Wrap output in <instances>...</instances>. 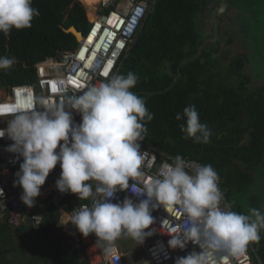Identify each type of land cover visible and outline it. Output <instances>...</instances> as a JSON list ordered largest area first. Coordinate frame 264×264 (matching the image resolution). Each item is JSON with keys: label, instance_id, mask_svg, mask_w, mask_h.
I'll list each match as a JSON object with an SVG mask.
<instances>
[{"label": "clouds", "instance_id": "1", "mask_svg": "<svg viewBox=\"0 0 264 264\" xmlns=\"http://www.w3.org/2000/svg\"><path fill=\"white\" fill-rule=\"evenodd\" d=\"M39 14L32 0H0V33L8 36L13 28H30ZM16 63L15 57H0V70ZM137 81L132 72L113 74L88 85L81 94L62 95L56 103L36 96L27 86L14 89L10 111L0 112V117H11L4 118L7 126L0 128V138L7 135L13 141L5 150L16 154L17 161L23 158L13 187H21L20 199L33 207L59 163L58 191L92 200L91 206L81 205L74 211L70 223L84 237L94 234L107 259L119 260L116 241L121 237L143 244L152 236L155 229L145 231L154 223L151 213L163 207L182 217V223L164 232L171 237L169 248L183 250L189 242L199 248L176 258L174 264H230L232 258L247 252L250 243L260 241L264 214L252 209L249 216L230 210L227 204L221 207L220 177L212 165L188 170L177 155L146 178L142 188L130 189V179L144 176L142 165L149 153L141 152V142L147 135L146 123L154 118L144 99L130 91ZM9 88L0 87L4 89L0 94ZM74 112L81 117L79 123L74 121ZM176 119H185L180 126L185 138L209 142L211 130L200 122L195 106L185 107ZM125 190L145 198L134 203L125 197L113 203L116 194ZM0 195L4 196L3 189Z\"/></svg>", "mask_w": 264, "mask_h": 264}, {"label": "trees", "instance_id": "2", "mask_svg": "<svg viewBox=\"0 0 264 264\" xmlns=\"http://www.w3.org/2000/svg\"><path fill=\"white\" fill-rule=\"evenodd\" d=\"M201 1L158 0L119 74L132 72L138 77L130 91L142 97L153 114L154 118L145 125L148 131L143 141L166 155L212 165L225 194L223 203H228L234 212L251 216L247 212L250 199H237L255 182L252 173L264 167V85L255 91L250 89V77L243 71L246 61L241 56L233 58L228 72L218 77V69L209 57L220 53L221 44L196 58L206 38L198 27ZM92 2L32 0V6L40 13L32 26L13 28L8 36L0 33V57L17 60L10 69L0 70V87L33 84L37 81L38 62L77 47V39L67 30L87 31L89 18L93 17L87 5ZM188 106H195L200 122L211 130L208 143H195L181 131L185 119L177 120L176 115H183ZM3 168L0 158V169ZM261 176L264 178V171ZM88 201L69 192L64 206L73 211ZM34 207L43 216L41 226L13 228L0 223V247L7 246L16 236L24 244L29 242L33 256L29 264H90L87 258L67 248L66 232L57 227L60 210L41 199ZM260 236L258 243L250 245L257 250L252 253L255 262L264 264V230ZM9 251L0 249V264H6Z\"/></svg>", "mask_w": 264, "mask_h": 264}, {"label": "built area", "instance_id": "3", "mask_svg": "<svg viewBox=\"0 0 264 264\" xmlns=\"http://www.w3.org/2000/svg\"><path fill=\"white\" fill-rule=\"evenodd\" d=\"M157 2L158 0H101L99 4L95 5V9L91 10L93 17L89 18L90 26L87 31L82 33V40H77L78 46L72 50L60 52L55 58L49 57L38 62L36 64L37 81L33 84L9 88L7 93L0 94V105L10 106L14 102L13 90L19 87H30L36 96H42L50 103H56L62 95L81 94L88 85L98 84L113 74H119L123 60L127 58L131 45ZM109 20L112 21L111 24L108 23ZM121 45L123 46L121 47ZM81 53L84 54L83 59H81ZM109 62H111L110 65ZM105 69L108 71V77L104 75ZM53 84L56 86V91L52 89ZM73 117L76 123L80 122L79 114L74 112ZM4 118L10 119L11 117H0V128L7 126V119ZM0 143L2 144L0 158L4 165V168L0 169V189L4 191V196L0 195V223H6L13 228L23 225L38 228L43 222V216L35 211L34 206L29 208L22 202L20 199L21 187H13L15 173L19 171L23 158L21 157L17 161L16 154L5 150L13 143L7 135L0 138ZM144 151L149 153V158L142 165L144 176L130 179V189L142 188L146 178L156 174L163 162L172 163L170 159L173 158L172 156L166 155L142 141L141 152ZM152 155H155L154 160L151 159ZM184 160L188 170L203 165L191 158H184ZM61 171L58 163L50 172L45 184L41 187V194L35 200H46L60 210L61 217L57 227L66 232L67 248L77 252L81 258H87L90 264H129L126 254L117 245L119 260L113 262L105 257L103 250L96 244L97 238L94 234L84 237L70 223L72 214L81 205L73 211L66 210L64 203L69 192L60 193L56 187V181L59 179ZM218 187L225 196L220 181ZM125 197L132 199L134 203L145 198L125 190L118 192L112 202H122ZM91 203L92 200L89 199L82 205L91 206ZM221 207H224L223 202ZM151 214L154 223L145 231L153 229L155 231L152 236L146 237L142 244L141 249L145 253V261L139 264H174L176 258L186 256L193 249L199 251L198 246L191 242L183 250L169 248L168 240L171 237L164 232H167L171 226L182 223L181 216L168 213L163 207L153 210ZM256 251L249 244L247 252L238 259L232 258L230 264H257L252 255ZM130 264L132 263L130 262Z\"/></svg>", "mask_w": 264, "mask_h": 264}, {"label": "rangeland", "instance_id": "4", "mask_svg": "<svg viewBox=\"0 0 264 264\" xmlns=\"http://www.w3.org/2000/svg\"><path fill=\"white\" fill-rule=\"evenodd\" d=\"M231 4H234L231 10L236 12V17L241 16L242 18V21H239L236 25V29L231 30L230 33V43L234 42V44L229 46L220 45V53L212 55L209 59H212L215 63L219 72L218 77H222L228 72L233 58L243 57L246 61L243 71L246 76L250 77V89L255 91L264 85V0H231ZM222 42L225 43L226 40L223 39ZM261 171H264V167L256 170V174L252 173V177H256L255 182L248 186L246 194L238 196L237 199L240 202L246 197L250 199V208L247 210L250 214L252 209H258L261 214H264V198L262 196L264 178L261 176ZM225 204L232 210L228 203ZM29 238L31 240L33 236L30 234ZM116 245L126 254L127 263L139 264L145 261V253L141 249L142 244L130 237H121L116 241ZM12 248H14V251H12ZM0 249L10 250L4 259L6 264H29L33 260L29 242L24 244L23 240L16 236L12 237V241L7 246L0 247ZM34 264L41 263L36 261Z\"/></svg>", "mask_w": 264, "mask_h": 264}, {"label": "flooded vegetation", "instance_id": "5", "mask_svg": "<svg viewBox=\"0 0 264 264\" xmlns=\"http://www.w3.org/2000/svg\"><path fill=\"white\" fill-rule=\"evenodd\" d=\"M232 7H234V4H231V0L201 1V10L198 16V27L202 35L206 37L204 41L214 38L215 29H218L219 38L213 44L208 43V47L211 46V49L208 48L209 53L212 52V46L214 45L221 44L229 46L234 44V42L230 43V33L232 32L231 30L236 29V25L239 21H242V18L241 16L236 17V12L231 10ZM220 10H223V12H220ZM221 39H225L226 42L223 43ZM206 44L207 43L204 42L202 46Z\"/></svg>", "mask_w": 264, "mask_h": 264}, {"label": "bare ground", "instance_id": "6", "mask_svg": "<svg viewBox=\"0 0 264 264\" xmlns=\"http://www.w3.org/2000/svg\"><path fill=\"white\" fill-rule=\"evenodd\" d=\"M101 0H93V2L89 5H87L88 10L91 12V10L95 9V5L99 4ZM92 13V12H91ZM67 33L72 34L76 39L82 40V33L78 32L75 28H70L67 30Z\"/></svg>", "mask_w": 264, "mask_h": 264}, {"label": "water", "instance_id": "7", "mask_svg": "<svg viewBox=\"0 0 264 264\" xmlns=\"http://www.w3.org/2000/svg\"><path fill=\"white\" fill-rule=\"evenodd\" d=\"M228 4V3H227ZM226 7V6H225ZM224 7V8H225ZM220 12H223V10H220ZM215 34V37L214 38H212V39H208V40H206L205 42L207 43L206 45H204V46H201L200 47V51H199V53H198V56L196 57V58H198L199 56H201L202 54H203V52H204V50L206 51H208L209 49H208V43H210V44H213L218 38H219V36H218V29H215V32H214ZM78 41H80L79 39H77ZM209 52V51H208Z\"/></svg>", "mask_w": 264, "mask_h": 264}, {"label": "snow or ice", "instance_id": "8", "mask_svg": "<svg viewBox=\"0 0 264 264\" xmlns=\"http://www.w3.org/2000/svg\"><path fill=\"white\" fill-rule=\"evenodd\" d=\"M109 24H111L112 23V21L111 20H109V22H108ZM91 39V38H90ZM123 45H121V47H122ZM113 55H114V53H113ZM84 58V54L83 53H81V59H83ZM111 64V62H109V65ZM104 73H108V71H107V69H105V72ZM52 89H53V91H56V86L53 84L52 85ZM7 111H10V106H8V105H0V112H7Z\"/></svg>", "mask_w": 264, "mask_h": 264}, {"label": "crops", "instance_id": "9", "mask_svg": "<svg viewBox=\"0 0 264 264\" xmlns=\"http://www.w3.org/2000/svg\"><path fill=\"white\" fill-rule=\"evenodd\" d=\"M38 210V209H37Z\"/></svg>", "mask_w": 264, "mask_h": 264}]
</instances>
